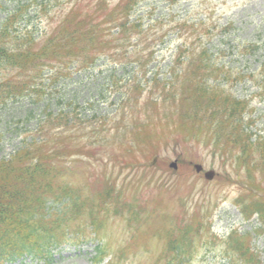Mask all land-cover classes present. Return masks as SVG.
Segmentation results:
<instances>
[{"label": "rangeland", "instance_id": "rangeland-1", "mask_svg": "<svg viewBox=\"0 0 264 264\" xmlns=\"http://www.w3.org/2000/svg\"><path fill=\"white\" fill-rule=\"evenodd\" d=\"M16 1L17 5L28 3L32 7L28 13L30 16L23 17L25 23L20 24L16 32H12L14 39H8V45L14 47L19 42L20 48H39L52 39L53 33L72 9H75L73 16L76 12H91L103 20L105 13L111 10L106 8L121 0H106L100 11L96 9L101 0H0V26L16 8L13 4ZM42 3L45 5H40ZM138 4L140 5H136L137 10L132 18L143 19L145 30L149 32L145 34L152 35L162 30L164 35V40L157 42L155 57L153 56L147 67L150 70L157 67L162 76L170 78L168 68L172 54L181 45V40L191 41L196 37L185 33L180 39V29L177 28L179 23L185 19L191 23H205L208 26L207 32H203V27L199 28L201 45L208 48L213 63L229 70L223 72L219 78L211 76L210 83L219 84L236 98L249 99L254 110L243 119V128L264 134V95L260 87L264 77V0H180L174 5H170L168 0H144ZM158 20L161 22L156 23ZM128 43L141 49L145 48L147 42L140 35L133 36L126 44ZM119 64L116 57H101L89 69L78 70L72 65L58 73L57 67L50 65L44 69L45 74L40 75L43 81L39 85L40 90L46 92V95H53V102H56L54 108L60 105L67 109L74 108L75 106L68 105L70 98L80 102L89 99L96 101L92 107L79 110L83 117L92 114L103 117L106 134L112 142L109 148L89 146V140L85 137L87 131L74 134V130L58 127L54 133L47 131L49 124L43 126L41 134L49 139H56L58 145L69 144V160L72 161L69 166H73L78 174L71 178L74 183L86 185L96 174H114L118 179L126 180L130 191L138 194L141 204L150 212L146 213L141 223L129 216L122 219L114 215L107 220L103 218L98 222L99 239L84 240L80 246H74L71 242L65 243L54 252L51 264H92L91 252L100 239L107 243L112 264H167L172 253L166 251L161 255L166 247L160 236H165V233L158 230L166 229L172 220L176 221L182 215L189 220L186 223H193L196 228V245L192 251L187 249L189 259H183L181 264H231L224 240L234 229L244 233L253 232L252 249L259 254L258 259L264 264V233L254 232L260 223L257 218L245 220L235 202L249 186V170H253L257 180L264 185V169L254 170L249 159L248 165L240 166L237 163V156H246L239 149L240 144H228L225 138L222 144L215 146L210 134L203 138L202 143L183 138L175 140L169 129L163 128L158 116H153L152 111L150 116L140 114L144 117L140 118L137 114L128 121H122L119 130L134 138L137 134L145 133L151 124L150 132L155 133L154 122H159L161 128L155 141H145L148 145H141L136 153L140 159H150L154 151L160 153L158 163H155L157 169L153 181H145L139 186L137 180L132 178L136 174L135 170L121 169L120 164L116 165L119 163L117 156L119 159L124 156V149L118 146L116 139L117 127L124 111L123 101L128 97L122 95L126 88L122 87L132 72L140 75L138 66L129 65V70H125ZM15 72L18 71L8 66L2 76L6 77ZM35 95V91L28 94ZM25 98L0 106V155L4 152L12 153L25 137L27 142L31 141V132L41 128L38 120L43 118L40 116L49 106L40 102L37 117L29 119L27 114L26 120L25 114L32 103L29 106L24 104ZM140 100L142 103H149L150 109L155 108L150 103L149 93H143ZM36 105L34 108H37ZM174 159H178L179 165L176 171L170 172L169 163ZM257 159L261 163L260 156L251 158L254 163ZM191 161L203 164L206 170H215V178L209 181L204 173H197ZM160 183L163 187L159 186ZM83 221L84 225L89 223V219L83 218ZM86 234L90 235L91 231L87 229ZM19 262L11 264H20ZM26 263L45 264L44 261L33 262L29 259Z\"/></svg>", "mask_w": 264, "mask_h": 264}, {"label": "trees", "instance_id": "trees-1", "mask_svg": "<svg viewBox=\"0 0 264 264\" xmlns=\"http://www.w3.org/2000/svg\"><path fill=\"white\" fill-rule=\"evenodd\" d=\"M102 3L103 1L98 3L97 11H100ZM74 11L72 9L65 16L64 22L57 27L52 39L48 41L49 45L40 50L27 46L20 48L19 43L10 48L6 40L13 35L9 31H0V67L2 70L11 66L18 71L26 66L25 59H31L32 63L29 66L38 67V57L41 55H43L42 58L47 59L46 61H68L74 57L81 68L91 65L100 51L110 49L111 46L108 45V40L102 37L104 33L101 32L99 25L94 24L98 16L91 15V12H76L73 16ZM115 13L116 11H113L109 16L112 17ZM135 54L138 57L139 54L135 52L133 55ZM17 73L4 77L3 82L0 83V103L23 95L25 87L21 88L15 82L18 79ZM190 82L192 88L188 95L184 94L179 100H174V108L180 112L174 117H178L180 121L172 118L170 120V117L164 116L166 114L164 107L161 109V105H165L167 95H173L175 92L167 91L163 83L157 79L146 84L145 87L150 88L151 97L154 98L155 93L160 94L154 98L152 103L164 123L178 134L180 132L194 134L205 122L221 125L228 132L227 143L237 145L240 143L239 148L247 154L240 156V164L248 165L249 159L254 170L264 169V137L258 136L252 143L253 133L243 128V117L238 118L244 110V104L237 102L230 95L219 90L220 88L211 90L205 85H198V88L195 80ZM19 83L21 84L22 80ZM129 91L134 97L144 93L142 82L133 81ZM77 107L70 112V116L55 117V120L50 116L48 131L56 133L58 127L74 130V134L84 131L85 122L77 115ZM96 126L97 124L94 127ZM149 129L152 128L149 127ZM209 131L213 134V129ZM97 132L99 134V131ZM93 133L95 135L96 131L93 130ZM121 133L123 137H126L123 130ZM154 134L150 132L145 138V135L140 133L130 138L134 141L138 140L139 145L145 146L147 143L142 139L154 142ZM94 135H90L89 138ZM190 135L191 140L194 135ZM68 145V143L58 145L56 139H49L42 135L41 139L21 144V147L14 149L8 157V152L0 155V264L13 262L24 255L35 257L47 255L49 248L54 244V233L58 234L64 230L60 227L63 214L60 208L54 207L60 201L61 194L71 189L66 183L65 176L75 175V169L69 166V164L72 165V161L69 160ZM130 146L133 147L132 144ZM123 149L124 154L135 155L136 149L128 153L129 149L125 144H123ZM252 156H260L261 163L258 159L254 163L251 160ZM249 172V186L245 193L237 198L236 203L244 215L251 216L258 213L264 222V185L257 180L253 170ZM231 238L232 252H235L238 259L245 264H259L250 246V238L244 236H231ZM177 245L178 242H176V247Z\"/></svg>", "mask_w": 264, "mask_h": 264}, {"label": "water", "instance_id": "water-1", "mask_svg": "<svg viewBox=\"0 0 264 264\" xmlns=\"http://www.w3.org/2000/svg\"><path fill=\"white\" fill-rule=\"evenodd\" d=\"M196 167H197L198 170H201L202 169V166H200V165H197ZM213 176H214V173L213 172L207 173V177L208 178H213Z\"/></svg>", "mask_w": 264, "mask_h": 264}]
</instances>
